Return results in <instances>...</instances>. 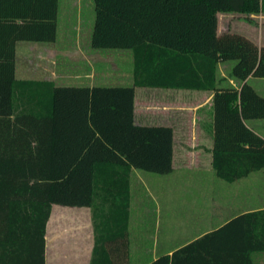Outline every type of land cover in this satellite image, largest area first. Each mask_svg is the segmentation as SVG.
I'll return each mask as SVG.
<instances>
[{
	"label": "trees",
	"instance_id": "obj_1",
	"mask_svg": "<svg viewBox=\"0 0 264 264\" xmlns=\"http://www.w3.org/2000/svg\"><path fill=\"white\" fill-rule=\"evenodd\" d=\"M57 9L58 0H0V264H45L54 204L91 208L89 264H128L131 169L168 173L172 154L170 127L133 122L134 86L213 89L215 174L232 181L264 169V139L245 123L264 118V95L246 80L264 78V45L219 32L217 15L249 20L264 13V0H94L90 45L131 50L132 83L90 87L91 134L80 146L61 132L70 101H57L54 83L14 77V42L54 40ZM228 60L225 82L217 84V63ZM259 252L264 208L145 264H253Z\"/></svg>",
	"mask_w": 264,
	"mask_h": 264
},
{
	"label": "crops",
	"instance_id": "obj_2",
	"mask_svg": "<svg viewBox=\"0 0 264 264\" xmlns=\"http://www.w3.org/2000/svg\"><path fill=\"white\" fill-rule=\"evenodd\" d=\"M217 15L219 32L231 30L247 36L235 25L236 23L248 25L247 19L242 14L225 11L218 12ZM58 16L59 11L57 9V21ZM249 16L255 20L260 17L264 18V13L259 12ZM63 36L64 39L60 37L56 28L55 38L51 41H15L14 77L26 80H49L54 83L57 101L59 103L62 102V99L70 101L68 113L65 112V115L70 114V117L66 121V127L62 125L61 129L63 128V130L61 132L64 136H72V146H80L85 140V132H87V137L91 134L86 125L90 87L97 84H131L132 52L130 50V54L126 51L128 49L93 48L88 45L86 37L83 43L80 41L78 28L68 30ZM257 45H264V42ZM113 51L129 54L130 70L126 75L120 73L119 65L113 61ZM224 63H217L215 72L217 84L225 82L221 79L225 76L221 72V65ZM65 64L70 69H65ZM113 78H116V81H113ZM246 80L256 92L264 95V78L248 76ZM228 82L236 84L230 78H228ZM213 95L214 91L210 88L134 86L133 122L136 125L170 127L172 131V154L171 171L168 173L158 174L137 168L131 169L128 239L129 228L132 227L134 221L140 219L139 209L145 199L150 198L154 204L158 203L159 197L168 196L175 191L177 178L185 179L181 183H184L186 188H191L198 193V190L200 193L203 191L202 189L205 187L203 183L206 180L211 181L212 186L207 182L209 183L207 186L211 188L218 184L221 191V186L223 189L226 187L223 183L226 180L215 174L212 164L214 142ZM64 111L65 108H63ZM245 123L264 139V118L248 119ZM68 124L70 127H67ZM261 178L264 180V169L262 168L251 170L244 176L228 181V184H231L230 200L216 203L214 209L216 213L215 222L202 225L204 228L193 234L183 244L222 226L239 214L264 208V203L256 204L257 187L263 186L264 188V184L258 185L257 183ZM54 208H57L58 211L56 223L51 220ZM94 243L95 226L89 206L60 204L52 206L46 224L45 264H47V254L51 245L54 247L55 254L61 253L62 259L72 258L81 260L82 264H89ZM58 244H61L62 249H58ZM179 246L169 248L164 253H171ZM156 255L154 254V256ZM252 256L253 264H256V257L262 256L264 259V252L253 253Z\"/></svg>",
	"mask_w": 264,
	"mask_h": 264
},
{
	"label": "rangeland",
	"instance_id": "obj_3",
	"mask_svg": "<svg viewBox=\"0 0 264 264\" xmlns=\"http://www.w3.org/2000/svg\"><path fill=\"white\" fill-rule=\"evenodd\" d=\"M58 11L57 30L60 37L64 39L63 35L68 30L78 28L80 41L83 43L86 37L90 46V33L94 21V0H59ZM247 24V26L242 23L235 25L236 28L244 31L248 37L252 38L255 43H263L264 18L260 17L255 20L249 18ZM126 51L131 54L129 49ZM112 53V59L119 65L120 73L126 75L130 70L129 54L117 51ZM233 62V60H228L221 65V72L225 76L228 75ZM66 65L64 68L70 69ZM112 80L116 81V78ZM180 179L177 178L176 180L175 191L168 196L159 197L158 203L154 204L150 198H146L142 203L139 209L140 219L134 221L132 227L129 228L130 255L128 264H145L155 257L154 254L159 255L169 248L183 244L193 234L203 229L202 225L215 222L216 213L214 209L216 203L230 200L231 184H228V181L223 182L226 187L223 189L221 186L223 191L222 189L220 191L218 184L211 188L207 186L209 183L212 186L211 181L206 180V185L205 182L203 183L205 186L203 191L200 193L198 190V193L191 188H186L184 183H181L185 179ZM257 183L263 185L264 180L261 178ZM263 192V186H258L256 204L264 203ZM57 213V208H54L51 220L55 223L58 220ZM60 248L61 244H58V249ZM55 253L54 247L51 245L47 254V264H82L81 260L62 259L61 253L59 255ZM263 261L262 256L256 257V264H263Z\"/></svg>",
	"mask_w": 264,
	"mask_h": 264
}]
</instances>
